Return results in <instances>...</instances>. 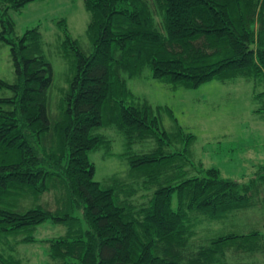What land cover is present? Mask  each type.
<instances>
[{"label": "trees", "instance_id": "trees-1", "mask_svg": "<svg viewBox=\"0 0 264 264\" xmlns=\"http://www.w3.org/2000/svg\"><path fill=\"white\" fill-rule=\"evenodd\" d=\"M30 1L0 0L15 72L0 77V264H24L11 248L39 241L46 264H264V163L224 177L169 107L129 86L244 77L264 113V0H84L89 45L57 21L71 59L59 94L40 27L19 35L11 15ZM117 139L126 166L97 179L90 154ZM47 222L64 230L38 237Z\"/></svg>", "mask_w": 264, "mask_h": 264}, {"label": "rangeland", "instance_id": "rangeland-1", "mask_svg": "<svg viewBox=\"0 0 264 264\" xmlns=\"http://www.w3.org/2000/svg\"><path fill=\"white\" fill-rule=\"evenodd\" d=\"M11 15L19 35L28 28L40 27L46 53L54 67V94H59L71 74V59L62 54L65 35L57 21L65 18L72 36L89 45L87 25L90 13L84 0H33L20 12L11 11ZM10 53L9 44L0 41V77L13 81L15 72ZM129 86L135 98L146 97L154 105L169 107L184 129L195 134L192 146L195 158L205 166L219 168L224 177L249 178L258 165L264 163V113L256 110L262 102L254 96L253 82L247 78L214 79L196 88H188L144 74L131 79ZM162 119L168 129L175 128V121L165 110ZM111 149L107 153L105 148H100L90 154L97 167V179L102 180L126 166L120 156L123 147L121 150L119 139L113 141ZM45 198L53 200L52 195ZM63 230L61 224L47 222L39 226L35 234L43 238L58 235ZM45 246L41 241L19 244L10 252L15 255L19 252L20 256L21 250L26 249L29 260L24 264H46L42 252Z\"/></svg>", "mask_w": 264, "mask_h": 264}]
</instances>
